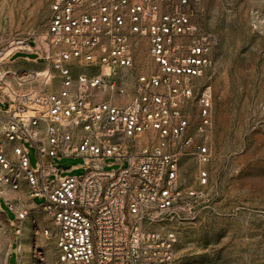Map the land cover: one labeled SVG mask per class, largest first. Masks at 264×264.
Wrapping results in <instances>:
<instances>
[{"label":"built area","instance_id":"built-area-1","mask_svg":"<svg viewBox=\"0 0 264 264\" xmlns=\"http://www.w3.org/2000/svg\"><path fill=\"white\" fill-rule=\"evenodd\" d=\"M198 8L199 0H54L43 41L0 44V201L22 221L27 209L12 203L43 199L52 227L41 233L55 240L56 264H174L177 234L158 227L201 198L210 178V150L195 137L211 122L201 81L217 39L193 22ZM16 52L38 53L44 68L4 70ZM186 156L200 166L198 189L182 191ZM76 157L88 159L84 175L59 179L69 167L54 162ZM106 159L120 168L105 170Z\"/></svg>","mask_w":264,"mask_h":264},{"label":"rangeland","instance_id":"rangeland-1","mask_svg":"<svg viewBox=\"0 0 264 264\" xmlns=\"http://www.w3.org/2000/svg\"><path fill=\"white\" fill-rule=\"evenodd\" d=\"M53 1L0 0V44L43 41ZM193 22L201 33L217 39L211 67L201 81L211 88V122L202 138L195 137L196 144L210 150V178L201 198L184 200L177 216L158 228L177 234L174 264H264V0H199ZM19 59L35 61L37 67L42 63L38 53L25 52L14 53L6 62ZM59 87L56 78L53 88ZM196 110L191 127L198 124ZM144 143L142 138L137 145ZM23 147L37 172L35 148L26 142ZM54 163L69 167L58 171L59 179L81 177L89 165L83 157ZM199 167L194 156L183 157L178 177L182 191L198 189ZM104 168L117 170L120 165L106 159ZM42 202L33 199L37 206ZM0 211L14 222L2 201ZM40 235L33 232L31 264H56L51 238L43 242ZM35 244L41 247L40 256L34 255ZM15 257L14 250L12 264Z\"/></svg>","mask_w":264,"mask_h":264},{"label":"crops","instance_id":"crops-1","mask_svg":"<svg viewBox=\"0 0 264 264\" xmlns=\"http://www.w3.org/2000/svg\"><path fill=\"white\" fill-rule=\"evenodd\" d=\"M4 70L7 71H40L44 68L43 62L40 67L35 65V61L26 62L22 59L16 60L13 63L5 62L2 66ZM23 190L20 195L23 197L26 193V185L22 183ZM1 202V201H0ZM15 209L25 208L28 211V215L22 221L16 218L13 211H9L14 215V222L11 223L7 215L0 211V264H12V257L14 250L16 251V257L14 264H31V247L34 227L40 229V240H48L41 230L44 228H51L52 221L51 218L44 214L40 207L35 203L28 200H24L22 203H12ZM4 205L7 207L6 203ZM8 208V207H7ZM40 217V218H39ZM20 227V235L16 237L15 229ZM34 229V231H33ZM51 243L53 246V251L57 255V250L55 246V240L51 238ZM37 245V244H36ZM41 248V247H39Z\"/></svg>","mask_w":264,"mask_h":264},{"label":"water","instance_id":"water-1","mask_svg":"<svg viewBox=\"0 0 264 264\" xmlns=\"http://www.w3.org/2000/svg\"><path fill=\"white\" fill-rule=\"evenodd\" d=\"M60 166H62L63 168H67L68 166H66V165H60Z\"/></svg>","mask_w":264,"mask_h":264}]
</instances>
